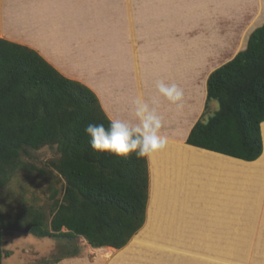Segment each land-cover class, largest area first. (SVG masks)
<instances>
[{
	"label": "crops",
	"instance_id": "crops-1",
	"mask_svg": "<svg viewBox=\"0 0 264 264\" xmlns=\"http://www.w3.org/2000/svg\"><path fill=\"white\" fill-rule=\"evenodd\" d=\"M197 2L109 0V30L93 33L91 51L87 0H0V38L35 50L65 77L89 87L113 123L145 138L151 198L144 240L168 233L163 208L191 209L193 219L201 220L193 227L205 250H251L248 242L241 243L264 225V213L258 212L264 205V153L248 163L186 144L198 122L193 90L202 89L206 100L210 74L246 50L250 36L230 61L208 74L207 64L194 71L193 41L204 40L199 47L211 60L223 52L219 41L205 39L209 31L220 39L234 30L238 37L245 27L244 22L231 21L225 28L202 21L196 11L193 20V9L207 2L218 15L219 0ZM176 5L190 12L188 21L172 12ZM262 137L264 143V124ZM237 225V238L230 242L227 235ZM221 239H226L223 246Z\"/></svg>",
	"mask_w": 264,
	"mask_h": 264
},
{
	"label": "trees",
	"instance_id": "trees-1",
	"mask_svg": "<svg viewBox=\"0 0 264 264\" xmlns=\"http://www.w3.org/2000/svg\"><path fill=\"white\" fill-rule=\"evenodd\" d=\"M262 11L254 24L264 22ZM212 101L219 110L204 120ZM263 123L264 24L246 50L210 74L205 111L186 144L255 162L264 151ZM47 146L61 155L50 165L65 181L64 196L50 221L33 209L12 219L0 211V264L12 256L3 250L9 231L68 242L82 238L96 250L125 248L147 218L145 138L113 123L89 87L65 77L35 50L0 38V190L27 167L22 156ZM79 255L74 250L65 259Z\"/></svg>",
	"mask_w": 264,
	"mask_h": 264
},
{
	"label": "rangeland",
	"instance_id": "rangeland-1",
	"mask_svg": "<svg viewBox=\"0 0 264 264\" xmlns=\"http://www.w3.org/2000/svg\"><path fill=\"white\" fill-rule=\"evenodd\" d=\"M198 2L200 3V0ZM109 4V0H87V42H90L91 51L93 33L109 30ZM215 6L218 11L216 17L213 3L208 4L207 2V4L203 3L198 8L193 9V13H191L193 20H195L196 15H194V12L196 11L197 15H201L196 18L202 21L208 19V22L212 21V24L219 22V25L225 28L227 26L225 24L231 21L244 22L245 27L238 37H236V30L231 31L227 36H221L220 39L212 31H209L205 35V39H209L211 42L219 41V48L221 53L223 52L220 56L213 57L211 60L205 57L204 51L199 47L204 40L193 41V70L200 65L202 67V65L207 64L206 74L214 67L216 68L233 59L232 57L242 50L237 51L243 40L246 46L247 38L251 36L253 30L261 27L264 23L254 24L257 18L260 17V11H264V7L260 8V0H219V4L216 2ZM180 9L176 5L172 8V12L175 11L181 21H188L190 12H181ZM225 28L223 29L225 30ZM237 39L238 41H236ZM226 47L231 49L227 51L225 50ZM182 49L184 51L185 47L183 46ZM89 58L88 56L87 60ZM89 61L88 66L92 68L93 65H90ZM90 84H93V79ZM193 94L195 96V101L193 99V118L198 117L197 121L205 111L207 99L204 100L203 90L200 88L193 90ZM218 110L219 104L215 101L210 102L208 113L203 119L206 120L209 113L213 115ZM60 156L57 147L51 146L44 147L39 151H30L27 155L22 156V161L27 167L15 172L6 187L0 190V211L4 218L12 219L24 216L33 209L44 213L50 221L55 202H60L64 196L65 181L50 165L52 161L58 160ZM148 164L149 202L146 223L142 230L148 223L151 198L149 154ZM30 166L45 172L43 174L31 172L28 170ZM258 212L260 215L264 213V205L259 208ZM163 213V219L167 220L166 226L168 227V233L165 237L157 238V236H154L149 240L142 238V244L134 243L135 237L141 235V230L125 248L118 252L107 249H92L82 238L68 242L67 240L38 238L29 233L9 231L4 238L3 250L12 253V256L5 258L2 264H264V225L256 227L255 234L245 235L250 237L251 240L248 239L241 244L244 245L248 242V245L252 247L251 250L207 251L202 246L203 236L198 235V229L193 227L198 228L199 221H201L198 218L193 219V210L173 212L165 207ZM231 214L235 213L232 212ZM235 228L239 229V226L231 228L230 232L232 233L229 232L227 235L230 242L237 238V235L233 233ZM225 240L221 239V246L224 245ZM74 250H78L80 255L77 258H69L65 261V257L69 256ZM57 261L59 262L57 263Z\"/></svg>",
	"mask_w": 264,
	"mask_h": 264
},
{
	"label": "bare ground",
	"instance_id": "bare-ground-1",
	"mask_svg": "<svg viewBox=\"0 0 264 264\" xmlns=\"http://www.w3.org/2000/svg\"><path fill=\"white\" fill-rule=\"evenodd\" d=\"M141 240H142V234L140 235V236H138V237H135V239H134V243H139V244H142V242H141ZM144 242V241H143ZM144 244V243H143ZM108 250V249H107ZM115 252H118L119 250H114ZM153 256V255H152Z\"/></svg>",
	"mask_w": 264,
	"mask_h": 264
},
{
	"label": "water",
	"instance_id": "water-1",
	"mask_svg": "<svg viewBox=\"0 0 264 264\" xmlns=\"http://www.w3.org/2000/svg\"><path fill=\"white\" fill-rule=\"evenodd\" d=\"M263 124H264V123H263ZM263 124H262V125H263ZM262 125H261V128H262ZM263 153H264V151H263Z\"/></svg>",
	"mask_w": 264,
	"mask_h": 264
}]
</instances>
